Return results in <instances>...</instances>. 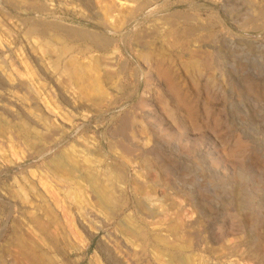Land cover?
I'll use <instances>...</instances> for the list:
<instances>
[{"label": "rangeland", "instance_id": "obj_1", "mask_svg": "<svg viewBox=\"0 0 264 264\" xmlns=\"http://www.w3.org/2000/svg\"><path fill=\"white\" fill-rule=\"evenodd\" d=\"M261 9L264 0H0V264H264ZM189 13L179 27L215 32L202 47L215 78L201 68L194 86L178 54L172 63L200 127L143 56ZM240 139L246 165L228 169L217 149Z\"/></svg>", "mask_w": 264, "mask_h": 264}, {"label": "bare ground", "instance_id": "obj_2", "mask_svg": "<svg viewBox=\"0 0 264 264\" xmlns=\"http://www.w3.org/2000/svg\"><path fill=\"white\" fill-rule=\"evenodd\" d=\"M140 7H142V6L140 5ZM248 12H250V11H248ZM260 14L264 15V11L262 9L260 11ZM191 15L192 14H190V13L189 14H177V17L175 15L176 19L173 20L174 22L172 23L170 30L166 33L165 38H164L165 41H162L164 43H162V45L160 44V46H155V47L153 46V47H149V49H145L143 51V56L147 60H154L155 61V64H154V67L156 70L155 75L159 79L162 80L164 86L167 88V91L170 94L169 95L170 99L172 98V100H174V102L176 104V109L181 111L182 118H184L186 120H190L191 121L190 123H192L194 125V127H196V126L200 127V125L197 124L198 121L195 123L196 112H199V108H198V106H196V104H197L196 100L190 99L188 91L183 87V85L180 84L178 77L175 75L176 72L174 70V67L172 66V63L176 59L175 55L178 54L181 58V67L184 68L185 71L190 74L189 77H190V80L194 86H197V84H198V78H199L198 75L200 74V71L202 70L201 68L206 69V70L209 69L211 72L210 78H215V75L213 74L214 60L211 58V53L209 51L205 50L204 48H202L204 43L207 42L206 40L214 39L215 32L213 31V29L212 30L207 29L210 31H207L204 34L203 32H200L201 30H199L198 26L190 25V26H186L184 28H181L177 25V19H181V18L183 19V21H185L186 24L192 23V18H191L192 16ZM249 17H251V16H249ZM252 20L254 22L253 25H255V26L261 24V23H257L256 19L254 20L253 17H252ZM257 20H258V18H257ZM243 21L244 20H242V22ZM259 21H260V19H259ZM42 22H44V21H42ZM250 22L251 21H249L248 23H250ZM240 24H242V23H240ZM35 25H36V23H35ZM53 26L55 28H58L60 25H56V23L55 24L53 23ZM243 28H245V27H243ZM247 28H248V26L246 27V29ZM60 29H61V27H60ZM65 32H67V31L65 30ZM69 33H76L79 36L81 35V36L88 37V38L92 39L93 41L98 39L97 41H100V43H104L105 45L109 44V40H107L109 38L106 39L104 37L97 35L96 33L88 32L85 29L84 30L78 29V28L75 29V27H74V28H70ZM195 43H197L198 45H195ZM194 45L196 47H193ZM262 93L263 92H261V95H263ZM211 96L212 95L210 93V90H206V97L210 98ZM208 105H209V103H208ZM212 123H215V122L212 121ZM214 126L217 127L218 125H214ZM118 135H120V134H118ZM237 135H239V134H237ZM219 145L221 146V149L220 150L217 149L216 153L219 154L217 157L220 159V161L224 162L227 165L228 169H234L236 167V164L243 165V166L246 165L244 163L246 161L247 152L249 150V147H248L246 141H244L243 139H240L237 142H235L234 145H232V146L229 145L228 147L225 146V144H223V143H220ZM123 148L128 153H134L136 151L135 145L131 146L130 144L129 145L126 144ZM254 173H259V172L254 170ZM237 177L238 178L243 177V172L237 171L236 179H237ZM259 177H261V175H259ZM257 185L260 186L258 181H257ZM254 191H255V189H254ZM236 193L238 195V199L236 198L238 201L235 199L238 202V204L236 206V210H237L236 214L237 213L239 214L238 217L241 220V218H243L242 213L244 214L245 209L244 208L241 209L242 204H243V202L240 198L241 191L236 190ZM240 210H242V211H240ZM239 219H238L239 224H242V220L240 221ZM251 230H252V228H251ZM260 244L261 243H259L258 247H261V248H259L258 251H259L260 255H264V247H263L264 243L262 244V246Z\"/></svg>", "mask_w": 264, "mask_h": 264}]
</instances>
